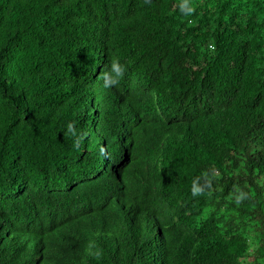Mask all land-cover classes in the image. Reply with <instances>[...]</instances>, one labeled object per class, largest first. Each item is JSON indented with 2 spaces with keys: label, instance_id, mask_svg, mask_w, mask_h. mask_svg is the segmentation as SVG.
<instances>
[{
  "label": "trees",
  "instance_id": "trees-1",
  "mask_svg": "<svg viewBox=\"0 0 264 264\" xmlns=\"http://www.w3.org/2000/svg\"><path fill=\"white\" fill-rule=\"evenodd\" d=\"M0 264H264V0H0Z\"/></svg>",
  "mask_w": 264,
  "mask_h": 264
},
{
  "label": "clouds",
  "instance_id": "clouds-1",
  "mask_svg": "<svg viewBox=\"0 0 264 264\" xmlns=\"http://www.w3.org/2000/svg\"><path fill=\"white\" fill-rule=\"evenodd\" d=\"M187 12H191L192 8H187ZM127 69L119 59L113 60L108 68L104 70L100 77L103 80V86L105 88H112L118 85L121 79L124 77ZM67 132L74 138V143L79 146L82 135L78 132L75 123L67 124ZM99 201V200H98ZM89 255L99 258L102 254L101 249L97 248L94 242H90L87 249Z\"/></svg>",
  "mask_w": 264,
  "mask_h": 264
},
{
  "label": "bare ground",
  "instance_id": "bare-ground-1",
  "mask_svg": "<svg viewBox=\"0 0 264 264\" xmlns=\"http://www.w3.org/2000/svg\"><path fill=\"white\" fill-rule=\"evenodd\" d=\"M142 168V167H141ZM140 170H142V169H140ZM144 171V170H143Z\"/></svg>",
  "mask_w": 264,
  "mask_h": 264
}]
</instances>
